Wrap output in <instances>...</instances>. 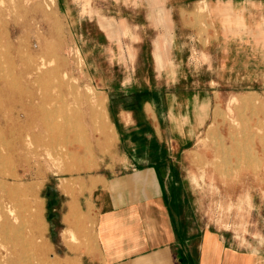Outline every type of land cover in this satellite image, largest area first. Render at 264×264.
Wrapping results in <instances>:
<instances>
[{
	"label": "rangeland",
	"instance_id": "rangeland-1",
	"mask_svg": "<svg viewBox=\"0 0 264 264\" xmlns=\"http://www.w3.org/2000/svg\"><path fill=\"white\" fill-rule=\"evenodd\" d=\"M167 94L212 101L179 158L180 224L264 253V0H0V167L11 185L39 184L28 215L0 225V264H32L39 246L49 261L103 264L81 204L120 170L110 111ZM19 125L29 150L16 151Z\"/></svg>",
	"mask_w": 264,
	"mask_h": 264
},
{
	"label": "crops",
	"instance_id": "crops-1",
	"mask_svg": "<svg viewBox=\"0 0 264 264\" xmlns=\"http://www.w3.org/2000/svg\"><path fill=\"white\" fill-rule=\"evenodd\" d=\"M175 98L148 97L110 111L123 150L120 170L111 177L97 175L81 204L92 214L87 223L95 222L98 259L103 264H264V253L239 251L226 240V230L180 224L186 195L179 158H187L212 101L199 95Z\"/></svg>",
	"mask_w": 264,
	"mask_h": 264
},
{
	"label": "bare ground",
	"instance_id": "bare-ground-1",
	"mask_svg": "<svg viewBox=\"0 0 264 264\" xmlns=\"http://www.w3.org/2000/svg\"><path fill=\"white\" fill-rule=\"evenodd\" d=\"M200 8V6L198 7ZM11 12V11H10ZM48 52V51H47ZM156 59L158 60L159 64H161L163 62V57H162V53L159 51V49H157L156 51ZM38 56V55H37ZM40 56V55H39ZM57 56V55H56ZM26 58V57H25ZM36 58V57H35ZM46 66V62H41L39 64H37L36 66V70L37 72L42 71V69H44ZM63 76V75H62ZM71 76V75H70ZM38 79V78H37ZM46 80V79H45ZM50 80V79H49ZM51 82V81H50ZM38 85V84H37ZM18 90V89H17ZM30 99L35 98L34 94H29ZM89 97V96H87ZM90 99V98H89ZM101 104L104 105L103 99L101 100ZM57 107V105H56ZM52 111V110H51ZM55 112V111H54ZM53 113V112H52ZM245 114V113H244ZM240 115V114H239ZM246 115V114H245ZM55 116V114H54ZM74 116V115H73ZM28 117V114H27ZM52 118V117H51ZM49 118H47V116H43L42 121H41V125L40 127L42 129H47L46 128V124L48 122ZM64 122V121H63ZM80 122V121H79ZM53 125V123H51ZM59 124V123H58ZM71 125V124H70ZM56 127V126H55ZM41 128L37 130V134L35 135L36 138L40 139L39 134L41 133ZM247 129V127H246ZM19 135L17 136V146H16V151L17 150H29L30 147L33 144V138H34V134H32V129L30 127L26 128L24 125H19ZM26 131V133H25ZM58 131V130H57ZM74 131V130H73ZM259 131L262 132L260 130L259 127ZM25 134H24V133ZM254 134V133H253ZM59 135V134H58ZM231 138L232 137H236L235 132H230ZM255 135V134H254ZM3 136V135H2ZM223 136V135H222ZM251 136V135H249ZM239 137V136H238ZM224 138V137H223ZM255 138V137H254ZM233 139V138H232ZM236 139V138H235ZM223 140V139H222ZM240 140V139H237ZM246 140V139H245ZM218 142V141H217ZM224 142V141H223ZM247 142V141H246ZM7 143V142H6ZM254 143V142H253ZM8 144V143H7ZM6 146V145H4ZM219 146V145H218ZM231 145H229V148ZM240 144L236 145V148L240 150ZM245 146V145H244ZM251 147V145H250ZM57 148V147H56ZM224 148V147H223ZM242 149V147H241ZM57 150V149H55ZM245 150H246V146H245ZM34 151L37 153V155H39V151L35 150ZM1 152V151H0ZM5 155V154H4ZM47 155V154H46ZM51 155V153H50ZM257 155V154H256ZM29 156V155H28ZM235 156V155H234ZM249 156V155H248ZM251 156V155H250ZM252 156H254V150L252 151ZM251 156V157H252ZM21 156H19L20 158ZM257 157V156H256ZM52 158V157H49ZM57 159V158H56ZM91 160V159H90ZM228 160V159H227ZM224 161V160H223ZM232 160H230L231 162ZM237 162V161H236ZM235 162V163H236ZM226 163V162H225ZM47 164V163H46ZM195 164V163H194ZM234 164V163H233ZM29 165V164H28ZM28 165H23V170L27 171L29 169ZM238 165V164H235ZM219 166V165H218ZM259 166V165H258ZM19 167V166H18ZM17 167V168H18ZM5 168V166L3 167ZM3 168L0 167V190L3 193V197L0 198V205L2 204V207H0V225H4L6 227H8V225L11 223V220H19L23 217H25L26 215H28L27 213H23L27 207L25 205L28 204V194L29 192H33L35 193L37 191V189L39 188V184L36 183L34 185H22V186H18V185H11L10 183H8V181L6 180V177H8V174H6L3 171ZM43 168V167H42ZM221 168V167H220ZM236 168V167H235ZM7 169V168H6ZM38 169V168H37ZM79 169V168H78ZM8 170V169H7ZM72 170V169H71ZM74 170V169H73ZM19 175L16 174L14 175V177H18ZM12 179V178H11ZM31 184V183H30ZM41 197V196H40ZM28 210V209H27ZM33 216V214H32ZM32 216L30 218H32ZM32 221H34V218L32 219ZM39 226H32L30 231H40V228L38 230ZM35 231V232H36ZM5 232V231H4ZM8 235V234H7ZM34 247V244L32 245ZM32 264H79L78 259H74V258H70V259H65V260H55V261H49L46 257H45V253L43 251V247L39 246L37 248V252H36V258L35 260L32 261Z\"/></svg>",
	"mask_w": 264,
	"mask_h": 264
}]
</instances>
